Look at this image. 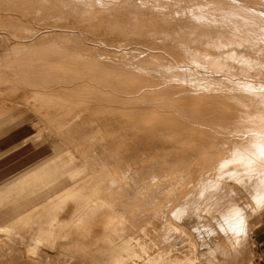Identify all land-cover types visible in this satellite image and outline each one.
<instances>
[{
	"label": "bare ground",
	"instance_id": "obj_1",
	"mask_svg": "<svg viewBox=\"0 0 264 264\" xmlns=\"http://www.w3.org/2000/svg\"><path fill=\"white\" fill-rule=\"evenodd\" d=\"M14 4L39 25L20 34L0 10L16 34L0 106L31 121L12 133L27 110L0 113V137L34 162L0 182V263L195 264L183 241L200 264L246 262L264 215V0H0ZM66 204L85 222L50 241Z\"/></svg>",
	"mask_w": 264,
	"mask_h": 264
},
{
	"label": "rangeland",
	"instance_id": "obj_2",
	"mask_svg": "<svg viewBox=\"0 0 264 264\" xmlns=\"http://www.w3.org/2000/svg\"><path fill=\"white\" fill-rule=\"evenodd\" d=\"M256 8H258L259 10H264V7H261V5H258V7H256ZM0 10H9L8 11L9 17H8V15H7V17L10 19V23L14 24V26H25V27H27V30L23 31V33L21 32L20 34H23V35L29 34L30 32L34 31L39 25V22L36 19V16L34 14H29V13L22 11L23 9H20L15 4L10 5L8 7L6 5H3L0 7ZM2 14L3 13L0 12V53L3 52L4 50H6V41H8L6 39L9 38V35L10 34L16 35L15 33H13L15 30H12V32L10 33L7 26L5 25V22H3L5 20L4 19L5 16ZM86 24L92 25V23H86ZM94 32H95V30L91 29V33H89V36H88L89 40H93L92 35H94ZM18 38L19 37H16V38L14 37L11 40V42L17 41ZM60 40L62 42H68L69 41V39L65 38V37H63ZM15 104H16L15 108L11 107L12 109L11 108L8 109V107L4 108V107L0 106V113L2 115H6L10 112H13L14 110H18V108L23 106V103L21 101L15 100ZM23 108L25 110L28 109L25 106H23ZM18 115H21V116H18ZM9 116H12V120L8 122V125H11L12 127L16 126V128L13 129L12 133L18 132L17 130H19L21 127V126H18V123L21 120H23L24 122H30L31 121V113L28 110L26 111V113H20V114L14 113V114H9ZM19 119H21V120H19ZM24 125L27 126L26 124H24ZM21 139H22V136L21 137L17 136L15 138L7 141L6 146L3 147L2 149H0V156L6 155V154L7 155L11 154V153L4 154V151L7 148H12L11 151L16 149V148L19 150V148L21 146H19L18 143L20 141H22ZM42 155L43 154H41V156ZM23 157L25 159L23 168L27 167L29 165V163L31 164L32 161L34 162L32 154H26ZM12 170H16V169L13 168ZM12 170H8L7 177H9L11 174L13 175ZM17 170H18V168H17ZM70 206L72 207L73 204H66L64 206V208L68 209V211H69L68 216L64 217L65 216L64 214H61L58 216L61 220L59 222L61 224V227L54 230V232L52 233V236L48 240L51 241V239L53 237H55L56 234L62 233L63 231H65L69 228H72V229L68 230L70 232H71V230H74V229H75V231L80 232V230H81L80 221H82V223H84L85 217L82 216L80 213H77L74 211L72 214H70ZM72 210H74V208H72ZM260 219H261L260 225L256 229H251V232H250L249 242H250L251 247H250V253L248 254L249 258L246 260V262H243L240 259L235 260L234 258L229 257L227 262L224 264H264V215H261ZM0 226H4V223H0ZM145 231H146V242L148 243V253L149 254L160 253L161 246L164 248V244L159 243V242H155L154 246H153L152 243H150L153 240L152 228L148 227L145 229ZM30 233L35 234L36 232L32 231ZM11 234H13V232ZM0 235H2V236H0V239H3L4 237H6L5 232H0ZM39 239H40V242L38 243V245L36 247L37 251L34 250L35 252L31 255L35 256L36 253L38 252V253H40V255L42 253V255L40 256L39 254H37L38 256L37 257L35 256L36 258H40V257L43 258V257H45L46 254H47V256L50 255V257H51L52 253H51L50 249H48L49 247H47V249H46L45 239L41 238V237ZM236 240H237L236 237H233L232 239L227 240L225 242V246L220 250V252L226 256H231V255H233L234 252H239V249L236 246ZM180 247H181L182 255L184 256V259L185 258L195 259V264H200V262H201L200 259L204 258L200 255V251H199V248L197 246H194L193 248H190V247L187 248V242L183 241L181 243ZM49 259L51 261V258L48 257L47 262H49V263H47V264H50L52 262V261L50 262ZM134 259H136V261L134 260L133 263H131V264H141L144 261L145 257H144L143 253H140L139 258H134ZM138 259H140V262L138 261V263H137ZM42 260L44 261V258ZM45 262L46 261H44L42 264H44ZM57 262H58V264H65V262H63L61 259H59ZM0 264H5V263H0ZM122 264H125V263H122Z\"/></svg>",
	"mask_w": 264,
	"mask_h": 264
},
{
	"label": "crops",
	"instance_id": "obj_3",
	"mask_svg": "<svg viewBox=\"0 0 264 264\" xmlns=\"http://www.w3.org/2000/svg\"><path fill=\"white\" fill-rule=\"evenodd\" d=\"M10 137V136H8ZM9 138H1L0 137V149L3 148V145H5V142L8 140ZM24 157L23 154L19 155V152H14L11 153L10 155H1L0 156V182L7 178L8 175V170H12L13 168H15L17 170H19V168L21 167V162L23 161ZM16 170H12V172L16 171Z\"/></svg>",
	"mask_w": 264,
	"mask_h": 264
}]
</instances>
